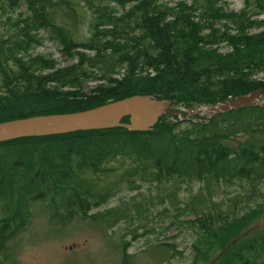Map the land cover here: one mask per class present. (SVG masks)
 I'll return each instance as SVG.
<instances>
[{"label":"trees","instance_id":"trees-1","mask_svg":"<svg viewBox=\"0 0 264 264\" xmlns=\"http://www.w3.org/2000/svg\"><path fill=\"white\" fill-rule=\"evenodd\" d=\"M82 1L91 18L81 39L71 0H0L7 10L25 7L0 37V122L83 111L131 95L210 107L253 90L264 97V19H252L264 17V0H243L238 12L219 0L172 7L161 0ZM253 27L260 31L251 34ZM40 30L50 31L74 62L60 67L29 55ZM86 82L95 83L88 93ZM170 114L144 132L118 127L0 143V264H18L13 241L36 204L50 221L78 217L106 230L120 221L139 223L148 207L133 202L92 212L120 183L133 189V177L169 182L174 219L192 216L187 223L197 239L189 264H264V109L231 108L185 127L176 116L168 121ZM182 182L200 187L176 206ZM220 183H237L253 197L216 201ZM152 248L173 250L163 243ZM131 258L123 248L120 264H133Z\"/></svg>","mask_w":264,"mask_h":264},{"label":"rangeland","instance_id":"rangeland-1","mask_svg":"<svg viewBox=\"0 0 264 264\" xmlns=\"http://www.w3.org/2000/svg\"><path fill=\"white\" fill-rule=\"evenodd\" d=\"M76 3L77 15L75 30L79 38L89 35L90 13L82 0H71ZM172 7L178 2L193 0H161ZM197 1V0H195ZM219 4L226 10L238 12L244 7L243 0H219ZM254 11V10H250ZM25 14V7H19L12 11L2 8L0 3V37L6 35L11 23ZM61 17L59 24L61 23ZM252 19L263 20V15H256ZM67 20V19H66ZM68 22V20H67ZM260 29L253 27L251 34H256ZM40 44L33 46L28 54L31 56H43L53 59L57 66L70 65L74 60L63 52L61 45L48 30H40ZM219 51L225 52L227 46L219 44ZM84 93L95 88L94 82H86L83 85ZM258 102H255L257 104ZM218 104L213 107H220ZM210 106L198 104H174L171 103L169 111L175 112L167 117L168 121H182L181 127H185L189 121L206 120L218 110H210ZM169 183V182H168ZM168 183L156 184L144 181L138 177L132 178V188L126 183H120L118 190L108 202L96 210L105 211L116 207L122 202H133L140 208L148 207L147 216L140 222L120 221L108 230L102 226H96L78 217H72L62 223L58 219L50 221L40 204L31 208V216L28 225L13 241L14 255L18 264H120L122 249L130 255L133 264H189L195 254L193 244L197 239L196 232L187 221L192 216L177 215L167 199ZM175 185V184H174ZM199 183H178L177 199L186 201L197 193ZM130 188V189H129ZM213 199L227 203L230 198L241 194L245 199L252 198L246 188L236 184L220 183L215 187ZM264 192V189L261 190ZM246 195L248 196H245ZM248 197V198H247ZM162 199V203L158 201ZM153 204V205H152ZM166 209V210H164ZM164 210V211H163ZM134 213V212H133ZM136 216L137 214L134 213ZM135 220V219H134ZM173 221L174 224H170ZM144 228L135 231V237L129 234L135 227ZM163 243L172 246V252L155 251L152 247ZM168 248V247H164Z\"/></svg>","mask_w":264,"mask_h":264},{"label":"water","instance_id":"water-1","mask_svg":"<svg viewBox=\"0 0 264 264\" xmlns=\"http://www.w3.org/2000/svg\"><path fill=\"white\" fill-rule=\"evenodd\" d=\"M259 103L264 109V97L260 90H253L247 95L229 98L220 107L210 110L225 111L251 107ZM169 100L156 99L151 95H131L115 101H109L87 110L36 115L26 118L0 122V143L28 137L62 135L78 131L124 128L130 132L149 131L164 114L170 113ZM128 117L126 123L121 122Z\"/></svg>","mask_w":264,"mask_h":264},{"label":"flooded vegetation","instance_id":"flooded-vegetation-1","mask_svg":"<svg viewBox=\"0 0 264 264\" xmlns=\"http://www.w3.org/2000/svg\"><path fill=\"white\" fill-rule=\"evenodd\" d=\"M228 102V101H227Z\"/></svg>","mask_w":264,"mask_h":264}]
</instances>
